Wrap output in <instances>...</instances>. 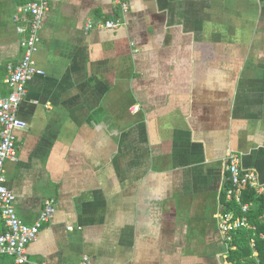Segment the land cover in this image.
Here are the masks:
<instances>
[{
	"label": "crops",
	"instance_id": "crops-1",
	"mask_svg": "<svg viewBox=\"0 0 264 264\" xmlns=\"http://www.w3.org/2000/svg\"><path fill=\"white\" fill-rule=\"evenodd\" d=\"M27 2L0 0L3 95ZM129 3L123 19L114 0H53L44 17L45 75L28 83L6 164L24 223L57 202L29 259L230 264L215 222L227 154L264 184V0ZM108 20L124 25L85 30Z\"/></svg>",
	"mask_w": 264,
	"mask_h": 264
},
{
	"label": "built area",
	"instance_id": "built-area-1",
	"mask_svg": "<svg viewBox=\"0 0 264 264\" xmlns=\"http://www.w3.org/2000/svg\"><path fill=\"white\" fill-rule=\"evenodd\" d=\"M52 2L53 0H28L14 16L17 34L21 36L19 45L22 55L18 63L7 65L8 76L5 83L9 90L8 94L3 95L0 91V257H10L14 264H49L46 261H31L28 246L38 240L41 228L52 223L57 212V202L51 198L46 201L42 213L34 224L24 223L17 215L16 196L7 186L6 176L7 162L18 161L16 134L25 130L28 125L19 117L20 105L27 96L28 83L36 76L45 75V71L38 67L35 56L40 48L44 17ZM114 3L125 19L130 12L129 0H114ZM123 21L89 22L85 30L87 32L94 29L116 30L124 25ZM226 172L230 181V187L226 191V202L234 203L240 211L238 213L236 209H224L220 203V190L219 210L215 215V222L228 254L231 248H235L232 246V234L236 230H254L248 219L251 205L243 202L244 193L248 189H253L257 195L264 196V184L260 183L254 170L244 168L242 155L237 152L227 154ZM68 229L73 230L72 227ZM255 253L254 250V256ZM77 264L95 263L89 255H83Z\"/></svg>",
	"mask_w": 264,
	"mask_h": 264
},
{
	"label": "trees",
	"instance_id": "trees-1",
	"mask_svg": "<svg viewBox=\"0 0 264 264\" xmlns=\"http://www.w3.org/2000/svg\"><path fill=\"white\" fill-rule=\"evenodd\" d=\"M228 179L229 175L224 181L220 203L225 210L236 209L240 213L237 205L226 202V191L230 187ZM243 202L251 205L248 219L254 230L238 229L232 234V246L235 248L230 249L227 261L230 264H264V196H259L253 189H248L244 193Z\"/></svg>",
	"mask_w": 264,
	"mask_h": 264
}]
</instances>
